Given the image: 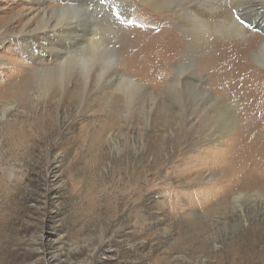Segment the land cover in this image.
Listing matches in <instances>:
<instances>
[{"label":"rangeland","instance_id":"rangeland-1","mask_svg":"<svg viewBox=\"0 0 264 264\" xmlns=\"http://www.w3.org/2000/svg\"><path fill=\"white\" fill-rule=\"evenodd\" d=\"M157 2L49 14L104 44L81 48L90 80L70 66L64 90L54 60L33 63L12 41L41 17L28 0H0V264H264V66L253 56L264 32L216 33L212 0ZM253 34L242 63L228 44ZM175 35L195 57L162 50ZM115 68L132 83L113 86ZM185 72L195 82L184 88Z\"/></svg>","mask_w":264,"mask_h":264},{"label":"bare ground","instance_id":"bare-ground-1","mask_svg":"<svg viewBox=\"0 0 264 264\" xmlns=\"http://www.w3.org/2000/svg\"><path fill=\"white\" fill-rule=\"evenodd\" d=\"M28 1L32 5V11H31L32 13L30 15L31 16L30 19H33L35 17H41V20H43V22H41L35 29H32V24H31L32 22L26 24L23 27V29L16 36H12V37H14L13 40H12V41H14V44L17 46V48H19V51H20V49L23 50L22 52H24L26 57L31 59L33 63H37L38 61L41 62V60L42 61L54 60V63L57 64L56 67L58 66V68L60 69V70L55 71L56 73L54 72V74L56 76L55 79L57 80L56 81V85L61 83V87L64 88V90H66L68 88V86L70 85V83L72 82L71 79H68L69 75L72 74V72L69 70V68H71V67H72V71L74 69L73 67H75L74 70L78 71L79 74L81 73V80L83 81V83L87 84L89 82V80H90V74H91V73L87 72V71H89L88 70L89 66L86 63H84L85 61L82 60L83 58L80 60V58L78 57V55H79L78 53L80 52L81 48H84L85 44H90V45H87V46H91L92 44L93 45L95 44L94 46L96 48L97 47L101 48L102 46H100V45H104V44L98 45L100 40H98L99 41L98 42L96 40L97 38L92 40V38H95V37H93V36H95V33L92 30H89L85 26L79 27L78 25H73L72 23L67 24V23H62V22H59V21L54 23V22H52V20L51 21H49V20L46 21L45 19L50 18V17H48V18H46V17L49 14H52V13H59L60 12L62 14L65 11L67 12L69 10L68 8H70V7L79 8L78 6L83 5V3H85V2H87L89 0H28ZM172 1H175V0H172ZM212 1H214L213 5L211 6V4H209L210 6H207V8L209 9L208 12L212 16V23H213L212 25L214 27L216 26V28L214 29L216 33H222L224 30H226V32H228V33L231 32L232 34H234L235 37L238 36V37H242V38L245 39L247 37V33H248V27L247 26H249V28L251 27V28H255V29H260L261 32L262 31L264 32V0H246L245 2L239 3V5L233 4V2H232L231 5L228 6V7H226V6L223 7L224 1H228V0H212ZM149 2L152 5H154V6H159L157 4L158 3L157 0H149ZM86 5H88V4H86ZM166 6H164V7H166ZM173 6H175V5H173ZM180 6H177V7H180ZM177 7H175V9ZM131 9H133V8H131ZM160 9H162V8H160ZM172 11H174V10H172ZM187 15H189V13ZM190 15H191V13H190ZM193 16H195V14ZM193 16H192V18H193ZM215 18H224V19L223 20H218V21L215 20L214 21ZM191 21H193L194 23H196L198 25V23H197L198 20H197V22H195L196 21L195 18H193ZM69 22H72V21H69ZM200 22H202V21H200ZM186 24H188V23L186 22ZM196 24L192 25V27L194 26L196 28L197 27ZM180 27H182V26H180ZM89 28H90V26H89ZM118 28H120V27H118ZM182 29H183V27H182ZM185 29H184V31H185ZM168 30H170L169 31L170 34L174 33L172 31L173 29H168ZM197 31H199V30H197ZM119 32L117 33L118 35H119ZM193 32L195 34V31H191V33H193ZM113 33H114V31H113ZM163 33H165V31H163ZM127 34L128 33L126 32L123 35H120L118 38H115L114 40H112L113 38L112 39L110 38V40H112V41H110V45H109L110 50L111 49L115 50V51H117L119 49L122 50L123 46L125 45L123 43L128 41V35ZM194 34H193V36H194ZM200 35H202V33ZM204 35H205V33H204ZM203 38L204 37H202V39ZM256 38H258V34H253L244 43L240 42V41H236V42H232L231 44H228V45L231 46V47H234V50H236V52H238L236 54L239 57V60L242 59V63H244V61L246 63L247 61L245 59V55H247V53H249V51H251V49L255 45L254 42H255ZM205 39H206V37H205ZM260 41H262L261 42V49H260V51H258V48H259L260 44L258 45V48H257V46H256L257 43L255 42L256 43L255 46H256L257 50L253 51L254 52L253 56H254V58H256L258 60L260 65L264 66V39L260 40ZM100 43H102V41ZM116 44L118 45L117 49L115 48ZM199 45H200V43H199ZM127 46H129V45H127ZM199 48H201V45L198 47V49ZM96 50L99 51V49H96ZM162 50H164L165 53L167 52L169 55L172 54L171 58L174 59V60L175 59L176 60H181V58H183V57L186 58V59L188 58L187 60H189V59H192L193 57H195V55L197 54V52H196L197 51L196 44H193L191 42L185 41L178 35H175L174 38L172 37V39H171V41L169 43L162 45ZM82 52H85V51H82ZM174 52H175V54H174ZM86 53L87 52H85V54ZM214 53L211 54V56L213 58L215 57ZM169 55H168V58H169ZM76 57H77V60H76ZM117 58H118V56H117ZM208 58H211L210 54L209 55H205V57L203 59L205 60V59H208ZM96 60H98V59H96ZM71 61L74 62V63H71ZM82 65H85V66H82ZM90 65H91V63H90ZM86 66H88V67H86ZM223 66L227 67L228 64L226 66L225 65H223ZM223 66H222V68H219V66L217 67V69L219 70L218 74L220 73V76L222 78L226 77L227 74H228V69H225ZM91 67H92V65H91ZM195 70H198V69H195ZM76 71H74V72H76ZM46 72H49V70L39 71V72L36 73V76H41L42 77L44 74H46ZM110 72L111 73L113 72V75H114L113 86L116 84V80L117 79H118V81H122L124 83H128V84L132 83V80L124 78L122 75L120 76V73H119L118 69L115 68V70L110 71ZM176 72H178V74L180 72V74H181L180 69L178 71H176ZM191 74L192 73H190V72L182 73V75H179L180 77L177 79L176 83H178L182 87H184L183 86L184 84L193 85L194 84L193 82H195V81H193L190 78L192 76ZM113 75H112V77H113ZM73 76H75V75H73ZM46 78H47V76H46ZM185 79H186V82H185ZM224 80H226V79H224ZM105 82H107V81H105ZM109 82H111V81H109ZM229 84L233 85L234 88L237 87L234 82L229 83ZM233 86H231L230 90H232L236 94H238V92L235 91V89H233ZM221 89L223 90V88H221ZM240 94H248V93L240 92ZM262 94H264V93H262ZM227 110L228 109H226V111ZM232 122L234 123L235 121L233 120ZM246 129H248V127Z\"/></svg>","mask_w":264,"mask_h":264},{"label":"snow or ice","instance_id":"snow-or-ice-1","mask_svg":"<svg viewBox=\"0 0 264 264\" xmlns=\"http://www.w3.org/2000/svg\"><path fill=\"white\" fill-rule=\"evenodd\" d=\"M98 2H99L100 4H103V3L106 2V0H98ZM118 15H119V14H118Z\"/></svg>","mask_w":264,"mask_h":264}]
</instances>
